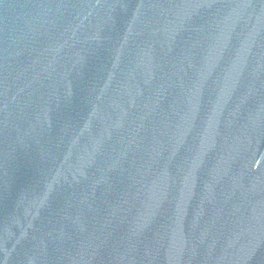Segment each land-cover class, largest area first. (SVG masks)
Segmentation results:
<instances>
[{
  "label": "water",
  "instance_id": "water-1",
  "mask_svg": "<svg viewBox=\"0 0 264 264\" xmlns=\"http://www.w3.org/2000/svg\"><path fill=\"white\" fill-rule=\"evenodd\" d=\"M0 264H264V0H0Z\"/></svg>",
  "mask_w": 264,
  "mask_h": 264
}]
</instances>
